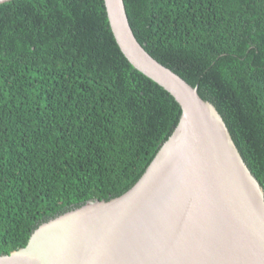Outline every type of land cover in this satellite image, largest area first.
Instances as JSON below:
<instances>
[{"label": "trees", "instance_id": "1", "mask_svg": "<svg viewBox=\"0 0 264 264\" xmlns=\"http://www.w3.org/2000/svg\"><path fill=\"white\" fill-rule=\"evenodd\" d=\"M146 51L221 114L264 188V0H124ZM119 48L104 0L0 5V256L131 190L178 125Z\"/></svg>", "mask_w": 264, "mask_h": 264}, {"label": "water", "instance_id": "2", "mask_svg": "<svg viewBox=\"0 0 264 264\" xmlns=\"http://www.w3.org/2000/svg\"><path fill=\"white\" fill-rule=\"evenodd\" d=\"M104 1L122 53L175 98L180 121L131 190L41 223L0 264H264V188L221 114L146 51L124 0Z\"/></svg>", "mask_w": 264, "mask_h": 264}]
</instances>
